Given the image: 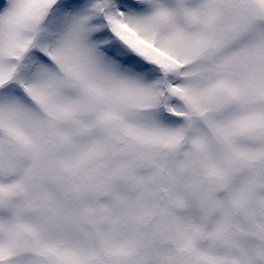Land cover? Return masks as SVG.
I'll list each match as a JSON object with an SVG mask.
<instances>
[{
    "label": "snow or ice",
    "instance_id": "snow-or-ice-1",
    "mask_svg": "<svg viewBox=\"0 0 264 264\" xmlns=\"http://www.w3.org/2000/svg\"><path fill=\"white\" fill-rule=\"evenodd\" d=\"M0 264H264V0H0Z\"/></svg>",
    "mask_w": 264,
    "mask_h": 264
}]
</instances>
